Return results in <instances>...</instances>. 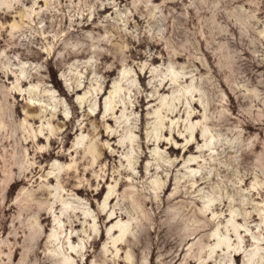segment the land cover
I'll list each match as a JSON object with an SVG mask.
<instances>
[{
	"label": "clouds",
	"instance_id": "9594fccd",
	"mask_svg": "<svg viewBox=\"0 0 264 264\" xmlns=\"http://www.w3.org/2000/svg\"><path fill=\"white\" fill-rule=\"evenodd\" d=\"M115 228L264 264V0H0V264H118Z\"/></svg>",
	"mask_w": 264,
	"mask_h": 264
},
{
	"label": "rangeland",
	"instance_id": "374dc122",
	"mask_svg": "<svg viewBox=\"0 0 264 264\" xmlns=\"http://www.w3.org/2000/svg\"><path fill=\"white\" fill-rule=\"evenodd\" d=\"M113 224H114V221L110 222L107 225V228H109V229L113 228ZM108 242L109 241L107 238V232H105V233H103L101 240L98 241V243H97L98 249L105 247ZM140 242H141L140 238H137V240H131L130 239V244L135 246V250H133V251H138V244ZM118 243H120V236H119V231L117 230V228H115L113 230V236H112V240H111L112 252L114 255H120L121 256V259L118 261V264H129V262L126 259H124V257L128 256V250H124V252L121 253L117 247Z\"/></svg>",
	"mask_w": 264,
	"mask_h": 264
},
{
	"label": "bare ground",
	"instance_id": "6f19581e",
	"mask_svg": "<svg viewBox=\"0 0 264 264\" xmlns=\"http://www.w3.org/2000/svg\"><path fill=\"white\" fill-rule=\"evenodd\" d=\"M110 223V222H109ZM117 230L119 231V236H120V238H121V235H122V233H124L126 230L125 229H123V228H117ZM117 242V241H116ZM115 242V243H116ZM128 246H130V248H133V250H135V246L134 245H131L130 244V241H129V245Z\"/></svg>",
	"mask_w": 264,
	"mask_h": 264
}]
</instances>
